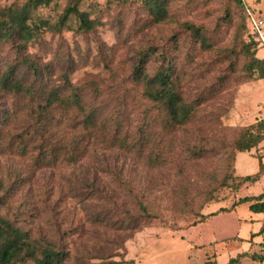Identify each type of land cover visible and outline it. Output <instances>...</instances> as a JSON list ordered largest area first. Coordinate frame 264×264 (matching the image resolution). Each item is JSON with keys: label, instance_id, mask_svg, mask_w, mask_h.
Listing matches in <instances>:
<instances>
[{"label": "rangeland", "instance_id": "1", "mask_svg": "<svg viewBox=\"0 0 264 264\" xmlns=\"http://www.w3.org/2000/svg\"><path fill=\"white\" fill-rule=\"evenodd\" d=\"M55 1L40 17L54 21L73 0ZM77 1L97 22L92 33L44 31L24 49L17 42L0 43V73L16 66V74L28 71L23 79L28 80L32 71L19 64L27 54L38 70H51L54 83L69 72L71 83L86 86V96L95 98L108 123L120 124L129 142L140 138V130L151 141L140 155L111 148L75 164L43 166L35 160L36 150L19 153V139L4 121L3 104H10L11 96L0 92V213L39 242L62 249L64 264H198L213 258L226 264L237 256V264H258L250 256L264 255V244L249 203L200 223L201 215L264 193V175L245 188L230 187L234 142L264 119V98L254 99L264 95V81L248 82L241 72L240 42L246 41L241 6L236 0H166V18L153 23L145 8L150 0ZM25 2L0 0V9ZM241 2L254 17L264 18V0ZM186 25L207 39L208 48ZM255 56L264 57V46ZM145 57L149 74L166 61L173 64L183 98L197 106L187 126L169 133L149 122L156 111L132 81ZM88 84L97 87L96 97ZM60 133L71 136L65 128ZM260 150L238 154L237 175L258 172ZM221 181L229 186H220ZM134 218L146 226L124 231V223Z\"/></svg>", "mask_w": 264, "mask_h": 264}, {"label": "trees", "instance_id": "2", "mask_svg": "<svg viewBox=\"0 0 264 264\" xmlns=\"http://www.w3.org/2000/svg\"><path fill=\"white\" fill-rule=\"evenodd\" d=\"M56 2L26 0L23 4L0 9V43L17 42L18 48L24 49L31 42L36 41L44 31L60 33L63 30L74 29L78 33H92L95 30L97 22L90 20L88 13L80 8L77 0L68 2L62 12L57 13L54 21L40 17L39 12L43 8H50ZM165 2L166 0L145 2V8L152 17L153 23L166 18ZM236 2L243 9V34L246 39L245 42H240V53L245 58L241 72L248 82L264 81V57L255 56L261 46L250 29L249 16L244 4L241 0ZM185 27L195 30L200 46L208 48L207 39L200 35L197 29L188 25ZM239 41L240 38H235V44ZM153 55L164 60L161 54L156 56V53H153ZM145 61L146 57L138 61V65L133 70L132 81L135 86L141 88L142 99L152 104L156 111V116L153 120L149 119V122H155L160 130L169 133L187 126L193 120L197 106L183 98L180 78L175 74L173 64L166 61L153 74H149L143 68ZM19 64L25 67L24 69L32 71L28 80H23L28 71L16 74L14 71L16 66L7 68L8 72L0 73V92L2 95L11 96L10 104L5 102L3 104L6 108L4 121L11 125L13 133L19 139L21 155L34 149L37 151L35 160L43 166L51 165L50 163L69 165L78 163L89 153L111 148L135 151L136 155H140L143 147L150 143L146 130H140L138 140L129 142L120 124L115 121L108 123L109 120L104 116L103 110L95 104V98L86 96V86L80 87L71 83L69 72L60 73V76L58 75L60 82L54 83L51 70L46 69L45 72L38 70L28 54L21 58ZM230 69L233 73L237 71L233 60ZM90 87L89 91L96 93V97L97 87L95 84H91ZM263 98L264 95L260 94L254 97V99ZM18 106L22 107V112L18 110ZM73 115H79L80 118L77 119V116ZM149 122L147 121L146 124L148 127H150ZM249 127L251 128H245L234 142L237 154L250 153L264 142V119ZM64 128L71 133L68 139L65 138L64 133H60ZM9 142L12 146L13 140ZM237 154L233 158L234 174L230 184L235 190L241 189L247 183L257 182L264 174V164L260 162L257 173L237 176L234 169ZM148 162H154L153 158H148ZM220 186L227 187L229 184L221 181ZM186 194H189L188 189ZM242 203H249V210L252 213L264 215V193H262L255 197L239 198L228 209L220 208L214 213L201 215L200 223L215 214L233 210L236 205ZM139 207L141 211L146 212V217H152L144 204H139ZM144 226H146L145 222L134 218L125 222L122 229L133 233ZM259 233L264 234V218ZM256 255L258 256L253 255L251 258L255 261H264L262 253ZM66 257L67 254L62 249L50 243L39 242L0 213V264H64ZM238 260L237 256L226 264H237ZM198 264L218 263L215 259H207Z\"/></svg>", "mask_w": 264, "mask_h": 264}, {"label": "built area", "instance_id": "3", "mask_svg": "<svg viewBox=\"0 0 264 264\" xmlns=\"http://www.w3.org/2000/svg\"><path fill=\"white\" fill-rule=\"evenodd\" d=\"M249 16V26L251 31L256 35L257 40L261 47L264 46V18L260 16L254 17L248 6H245ZM264 251V247L261 248Z\"/></svg>", "mask_w": 264, "mask_h": 264}, {"label": "crops", "instance_id": "4", "mask_svg": "<svg viewBox=\"0 0 264 264\" xmlns=\"http://www.w3.org/2000/svg\"><path fill=\"white\" fill-rule=\"evenodd\" d=\"M258 149H262V152H261V150H260V152H261V154H263L264 153V142H262L259 146H258ZM259 151V150H258ZM239 154V153H238ZM238 154H237V156H236V160H237V157H238ZM261 154H258V157H260V160H259V163L261 162V164H264V161L262 160V158H264V154L263 155H261ZM236 160H235V163H236ZM234 169H235V164H234ZM258 169H259V164H258ZM258 171V170H257ZM235 174H236V172H235ZM237 175V174H236ZM253 175V174H252ZM264 175V174H263ZM262 175V176H263ZM237 176H242V175H237ZM243 176H247V175H243ZM262 176L260 177V179L262 178ZM259 179V180H260ZM258 180V181H259ZM245 187H247V186H245ZM245 187H243V188H245ZM249 187V186H248ZM253 215H255V217H257V219L259 220V222H260V227L262 226V221H263V218H264V215L263 214H261V213H259V214H254L253 213ZM260 238H261V241L264 243V234H261L260 235ZM213 259H215V258H213ZM213 259H211V260H213ZM250 259H251V261H253V262H256V263H258V264H264V261L263 262H260V261H255V260H253L252 258H251V256H250ZM216 260V259H215ZM216 262H217V260H216ZM218 263V262H217ZM218 264H220V263H218Z\"/></svg>", "mask_w": 264, "mask_h": 264}]
</instances>
